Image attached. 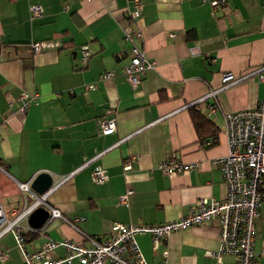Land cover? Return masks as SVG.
<instances>
[{"label": "crops", "instance_id": "crops-1", "mask_svg": "<svg viewBox=\"0 0 264 264\" xmlns=\"http://www.w3.org/2000/svg\"><path fill=\"white\" fill-rule=\"evenodd\" d=\"M140 1V15L130 22V0H0V202L16 213L31 201L16 182L39 172L52 181L67 176L47 201L70 219L82 218L79 231L60 219L35 230L27 218L30 250L47 239L86 245L83 235L103 237L113 222L160 224L187 214L198 199L226 194L214 164L228 151L224 115L264 101V82L249 77L197 100L221 85L224 72L242 75L264 61V0H225L216 8L201 0ZM32 5L41 7L38 16H30ZM128 27L140 32L135 44L155 62L134 87L122 73L130 59ZM36 41L39 52L30 46ZM105 72L112 76L100 77ZM22 94H36L24 111ZM191 107L218 129L213 143L194 127ZM102 117L115 119V132L99 131ZM169 156L198 166L162 174L157 164ZM128 158L131 168L123 170ZM94 167L105 172L104 183L93 181ZM126 188L133 194L123 205L118 196ZM261 195L255 264H264V186ZM136 242L147 264H236L231 254H207L219 247L215 222L171 232L156 247L150 234ZM0 248L7 252L0 264H23L10 233ZM62 253L56 248L53 255Z\"/></svg>", "mask_w": 264, "mask_h": 264}, {"label": "built area", "instance_id": "built-area-1", "mask_svg": "<svg viewBox=\"0 0 264 264\" xmlns=\"http://www.w3.org/2000/svg\"><path fill=\"white\" fill-rule=\"evenodd\" d=\"M201 2L209 3L212 8L225 4V0H201ZM130 4L131 8L126 12L125 17L133 22L140 15L141 1L130 0ZM40 13L39 5L30 6L31 17L38 16ZM139 36L140 32L134 31L131 27L123 30V39L129 43L130 59L122 67V73L133 87L138 84L147 70L155 67V62L148 59L135 44V38ZM30 46L34 52H39L43 44L36 41ZM81 51L82 59L86 61L90 52L86 46H83ZM195 51V48H190L191 53H195ZM111 76V72H105L100 77ZM249 77H255L264 82V61L242 75L236 76L232 72H224L221 76V85L209 90L197 101L214 97L221 90ZM35 97L36 94L30 98L22 94L19 97L20 110H26L30 101ZM208 109L209 112H214L215 105H209ZM1 122L4 123V119ZM98 128L104 135L115 132V119L102 117L98 121ZM224 133L228 151L214 160V164L218 167L226 184V194L222 199H198L187 214L160 224L113 222L108 233L103 237L83 235L82 238L88 242L86 245L67 238L47 239L38 248L30 250L26 247L22 235V222L36 207L42 206L47 209V223L53 219H60L77 231H79L77 224L82 218L76 216L70 219L47 201L49 195L67 180V176L53 180L42 194L32 191L30 187L32 180L16 182L17 188L23 195L30 197L31 201L16 213L5 211L0 202V239L7 233L13 236L23 264H147L136 242L137 235L150 234L153 238V246L156 247L159 240L166 238L171 232L215 222L218 229L219 247L215 252L208 251L207 254L217 259L224 254H231L235 256L236 264H255L253 220L258 215L262 200L259 191L264 186V101L254 108L226 113L224 115ZM96 157L87 160L80 168ZM131 159L124 160L123 170L131 168ZM197 166V163H183L174 156H169L157 164V169L162 174L171 175L191 170ZM92 178L96 184H102L106 181L107 176L101 168L94 167ZM132 194L133 190L126 188L118 196L119 203L127 205ZM56 248L63 250L61 256L53 255ZM6 255V250L0 248V260Z\"/></svg>", "mask_w": 264, "mask_h": 264}, {"label": "water", "instance_id": "water-1", "mask_svg": "<svg viewBox=\"0 0 264 264\" xmlns=\"http://www.w3.org/2000/svg\"><path fill=\"white\" fill-rule=\"evenodd\" d=\"M52 183V177L46 172H39L30 183V187L36 194H42ZM28 224L38 230L47 224L48 211L42 206L36 207L28 215Z\"/></svg>", "mask_w": 264, "mask_h": 264}, {"label": "trees", "instance_id": "trees-1", "mask_svg": "<svg viewBox=\"0 0 264 264\" xmlns=\"http://www.w3.org/2000/svg\"><path fill=\"white\" fill-rule=\"evenodd\" d=\"M190 112H191V119H192L193 125L196 128V130L198 132H203L202 136L204 138L209 136L210 139L208 141H210V143H213L214 140H215V136H216L217 130H218L215 127L214 123L211 122L205 116H203L198 110L193 109V107L190 108ZM2 166L3 165L0 162V167H2ZM261 189L259 191L260 193H261ZM22 235H23L24 240H25L26 232H23Z\"/></svg>", "mask_w": 264, "mask_h": 264}]
</instances>
